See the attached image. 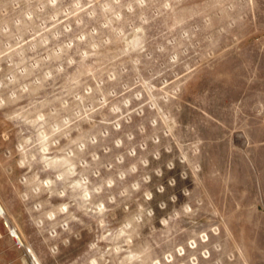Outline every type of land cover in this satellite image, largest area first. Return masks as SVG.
<instances>
[{
    "label": "rangeland",
    "instance_id": "1",
    "mask_svg": "<svg viewBox=\"0 0 264 264\" xmlns=\"http://www.w3.org/2000/svg\"><path fill=\"white\" fill-rule=\"evenodd\" d=\"M0 204V264H264V0H0Z\"/></svg>",
    "mask_w": 264,
    "mask_h": 264
},
{
    "label": "bare ground",
    "instance_id": "2",
    "mask_svg": "<svg viewBox=\"0 0 264 264\" xmlns=\"http://www.w3.org/2000/svg\"><path fill=\"white\" fill-rule=\"evenodd\" d=\"M4 212H5V211H4V208H3L2 205L0 204V214H3ZM9 231H10V233L15 237V239H16L17 241H20V242L22 243V240H21L20 236L18 235L17 231H15V230L13 229L12 226H10ZM19 244H20V243H19Z\"/></svg>",
    "mask_w": 264,
    "mask_h": 264
}]
</instances>
